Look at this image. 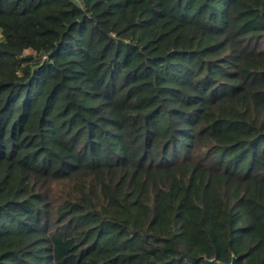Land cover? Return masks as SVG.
Instances as JSON below:
<instances>
[{
	"label": "trees",
	"instance_id": "trees-1",
	"mask_svg": "<svg viewBox=\"0 0 264 264\" xmlns=\"http://www.w3.org/2000/svg\"><path fill=\"white\" fill-rule=\"evenodd\" d=\"M264 264V0H0V264Z\"/></svg>",
	"mask_w": 264,
	"mask_h": 264
},
{
	"label": "water",
	"instance_id": "water-1",
	"mask_svg": "<svg viewBox=\"0 0 264 264\" xmlns=\"http://www.w3.org/2000/svg\"><path fill=\"white\" fill-rule=\"evenodd\" d=\"M207 262H208L209 264H236V259L233 258L232 261H231L230 263H222V262L217 261V260H215V259H208Z\"/></svg>",
	"mask_w": 264,
	"mask_h": 264
}]
</instances>
